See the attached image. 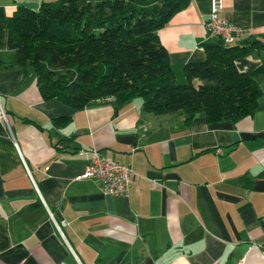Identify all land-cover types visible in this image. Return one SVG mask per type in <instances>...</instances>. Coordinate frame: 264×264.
I'll use <instances>...</instances> for the list:
<instances>
[{
    "label": "crops",
    "instance_id": "0c3cea01",
    "mask_svg": "<svg viewBox=\"0 0 264 264\" xmlns=\"http://www.w3.org/2000/svg\"><path fill=\"white\" fill-rule=\"evenodd\" d=\"M56 0H0V264H264V73L252 115L190 123L133 98L74 109L43 99L32 68L7 46V17ZM211 0H190L158 31L176 82L211 41ZM235 43L264 42V0H223ZM264 48L235 59L263 62ZM70 116L60 126L54 119ZM131 166L125 196L81 178L88 149ZM80 150L85 152L80 153Z\"/></svg>",
    "mask_w": 264,
    "mask_h": 264
},
{
    "label": "trees",
    "instance_id": "16d2710c",
    "mask_svg": "<svg viewBox=\"0 0 264 264\" xmlns=\"http://www.w3.org/2000/svg\"><path fill=\"white\" fill-rule=\"evenodd\" d=\"M190 0H56L37 10L18 5L7 17V46L17 64L29 65L43 99L83 109L95 102L120 107L133 98L156 115L175 111L185 122L202 113L207 122H236L252 115L261 89L262 64L240 72L235 59L264 42L246 38L202 44L205 59L183 66L178 84L157 31ZM70 116L54 119L60 126Z\"/></svg>",
    "mask_w": 264,
    "mask_h": 264
},
{
    "label": "built area",
    "instance_id": "2783aa9c",
    "mask_svg": "<svg viewBox=\"0 0 264 264\" xmlns=\"http://www.w3.org/2000/svg\"><path fill=\"white\" fill-rule=\"evenodd\" d=\"M222 8L223 0H211L210 15L205 26L211 37H219L225 44H233L242 30L221 17ZM83 152L85 150H80V153ZM86 152L89 153L88 163L80 177L98 180L102 191L109 196H125L134 175L131 166L110 160L94 148Z\"/></svg>",
    "mask_w": 264,
    "mask_h": 264
},
{
    "label": "rangeland",
    "instance_id": "374dc122",
    "mask_svg": "<svg viewBox=\"0 0 264 264\" xmlns=\"http://www.w3.org/2000/svg\"><path fill=\"white\" fill-rule=\"evenodd\" d=\"M178 84H182V83H185V81L184 82H177Z\"/></svg>",
    "mask_w": 264,
    "mask_h": 264
}]
</instances>
